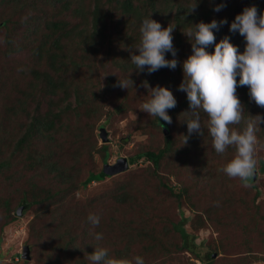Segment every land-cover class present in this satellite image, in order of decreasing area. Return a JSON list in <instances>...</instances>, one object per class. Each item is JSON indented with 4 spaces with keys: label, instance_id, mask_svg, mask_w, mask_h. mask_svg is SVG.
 I'll use <instances>...</instances> for the list:
<instances>
[{
    "label": "trees",
    "instance_id": "trees-1",
    "mask_svg": "<svg viewBox=\"0 0 264 264\" xmlns=\"http://www.w3.org/2000/svg\"><path fill=\"white\" fill-rule=\"evenodd\" d=\"M195 3V11L188 12ZM217 5H223L219 12L214 10ZM252 5L257 7L258 15L264 13V0H0V186L3 184L10 189H6L7 195L0 193V209L6 219L1 231L6 223L17 218L13 199L17 201L16 206L26 205L25 211L40 204L44 207L54 204L59 206L55 208L59 212L68 202L65 212L68 216L64 214L61 220L62 223L68 220V240L64 245L68 247V258L64 256V261L55 256L59 260L54 258L53 263L89 264L86 254L89 257L99 248L107 249L110 259L126 260L131 256L133 245L141 242L145 253L155 252V258L159 253L170 260L172 254L186 252L203 264H213L212 254L204 255L200 251L195 234L190 233L183 222L172 223L171 231L179 233L181 242H170V245L163 240L168 234L160 232L153 224L149 226L146 220L136 228L132 220H118L116 216L106 220L100 216L97 230L90 233L92 224L88 215L74 211L69 202L81 188L112 176L103 172L111 156L109 142L99 147L91 144L83 151L80 143L85 140L86 132H92L103 118L110 123L113 115L125 114L131 106L132 85L128 92L117 87L119 77L112 72L107 73L105 80H100L104 70L112 63L120 75L133 81V87L138 82L142 89L158 85L169 88L177 100L176 107L168 110L172 123L151 117L144 126L162 129L164 133L165 126L168 130L172 127L179 132V139L184 140L185 120L190 118L186 112L190 107L187 94L178 88L184 78L182 62L192 53V46L183 31L201 21L210 23L215 19L219 23L226 19L227 23L218 30L213 29L216 42L228 36L243 52L245 38L238 31L230 32L229 26L237 14ZM168 10L172 12L167 14ZM146 18L158 21L162 27L169 23L176 25L173 44L178 64L174 70L165 67L152 74H148L147 69L137 72L131 62V55L138 54L135 48L141 41L140 28ZM214 47V44L209 45L206 51L213 52ZM165 56L173 58L170 52ZM237 95L244 106V120L232 126L243 129L250 115L264 116V108L250 99L247 86H238ZM201 121L204 135L193 133L187 142L204 153L206 142L212 138L207 131L208 117L203 112ZM261 126L264 131V123ZM65 133L71 136L68 140L64 138ZM164 138L162 146L138 151L129 157V162L130 165L141 161L151 163L152 175L157 176L173 196L181 199L187 188L176 191L158 171L164 157L177 146V138L170 131ZM81 151L89 156L98 151L103 168L100 171L89 169L87 175L83 174ZM70 159L75 163L70 165ZM208 165L207 161L203 162L202 166L209 169L204 178L211 181L216 178V172ZM19 173L29 179L28 184L17 176ZM40 176L41 182L37 180ZM127 187L126 183L116 187V202H131L133 196L128 194ZM94 207L93 200L86 204V209ZM198 218L207 221L203 214ZM32 224L35 225V219ZM117 224L122 233L117 234L116 242L125 240L122 248L109 245ZM97 233L103 235L102 240L94 238ZM113 251L116 252L114 258Z\"/></svg>",
    "mask_w": 264,
    "mask_h": 264
},
{
    "label": "rangeland",
    "instance_id": "rangeland-1",
    "mask_svg": "<svg viewBox=\"0 0 264 264\" xmlns=\"http://www.w3.org/2000/svg\"><path fill=\"white\" fill-rule=\"evenodd\" d=\"M168 11L167 14L172 12V10ZM113 67L111 63L110 67L104 70L103 75L99 77L100 80H105L109 72L117 74L119 79H125V75H120ZM140 87L138 82L135 87H131L129 93L131 106L127 113L113 115L108 124L103 118L92 132H86L85 140L80 143L83 151L88 150L91 144L98 147L103 144L100 136L101 126H105L110 137L109 163H115L122 156L129 158L138 151L151 146H162L165 143V133L162 129L144 126L151 116L141 111L139 106L151 98V89ZM129 88L124 90L128 92ZM230 127L243 130L239 126ZM169 131L177 138V146L164 157L158 171L176 191L187 188V192L182 195L181 199L173 196L170 190L160 183L157 176L152 175L151 163L141 161L130 165L126 171L109 176L102 181H94L87 188H81L76 198L70 200L69 205L79 214L86 213L88 216L95 214L106 220L111 216H116L118 220L122 218L132 220V225L136 228L146 220L149 226L153 224L160 232L168 234L167 237L165 235L163 237L168 245L170 242H181L179 233L171 229L173 222H183L186 229L195 234V243L200 251L204 255L212 254L213 264L264 263V170L262 163L264 160V131L262 126L256 133L259 141L256 156L259 163L256 175L247 187L239 178H230L221 171L236 154L234 146H229L225 153L218 154L214 150L212 140L209 139L203 149L204 153H200L199 148L191 143L184 144V140L179 139V132L174 128L171 127ZM68 137L71 136L65 133L64 138L68 140ZM94 152L93 156H89L81 151L80 161L85 175L89 169L100 171L103 168L100 153ZM205 161L216 172V178L214 177L215 179L211 181L204 178V175L209 172L208 168L202 166ZM68 163L74 164L75 160L70 159ZM17 176L22 177L24 184L29 183V179H26L23 174L19 173ZM40 179L42 180L41 176L37 177L39 182H41ZM122 183L128 184L127 192L133 196L129 203H119L114 199L115 193L118 192L116 187ZM2 185L0 193L7 195L8 190L6 189L9 188ZM91 200L95 207L86 209V204ZM16 203L17 201L13 199L12 207L15 208L13 211L17 218L6 223L3 231L0 229V264H57L52 262L55 256L65 261L64 256L67 255L68 258V247L64 246L68 240V232L66 234L68 220L64 223L61 220L64 219V214L68 210V202L61 207L59 212L55 210L59 207L57 205L44 207L40 204L30 210H24L22 214L17 213L18 207L22 204L16 206ZM202 214L207 218L206 222L198 218ZM187 217L189 220L186 221ZM33 219H35V225L32 224ZM5 221L4 211L0 209V227ZM58 223L62 224L59 226ZM54 228L59 230H54ZM95 230H97L96 226L92 225L90 233ZM111 232L112 230L109 231ZM112 233L113 239L109 245L122 248L125 240L116 242L119 238L117 234L122 233L118 224ZM190 238L193 239L192 236ZM25 245L30 246V259L22 256ZM142 247L141 242L134 244L130 250L131 256L126 260L135 264V257L139 256L143 258L144 264H203L202 260L191 257V254L186 252L171 256L169 254L170 260L159 253L155 258V252L145 253ZM115 254L116 252L113 251L112 258ZM87 257L86 254V259L89 264H92Z\"/></svg>",
    "mask_w": 264,
    "mask_h": 264
},
{
    "label": "clouds",
    "instance_id": "clouds-1",
    "mask_svg": "<svg viewBox=\"0 0 264 264\" xmlns=\"http://www.w3.org/2000/svg\"><path fill=\"white\" fill-rule=\"evenodd\" d=\"M196 6L197 3L192 4L188 12L195 11ZM222 7L223 5H217L214 10L219 12ZM225 23L226 19L219 23L215 19L210 23L201 21L183 31L192 46V53L182 62L184 78L178 88L187 94L190 107V111L186 112L190 118L185 120L187 135H184V144L193 133L204 135L201 121L203 112L208 117L207 131L216 153H225L229 146L236 149L234 157L221 171L230 178H239L247 187L256 175L259 163L256 156L259 144L256 133L264 123V116L250 115L242 131L230 126L239 125L244 120V106L237 95L238 86H247L250 99L258 107L264 108V13L258 15L255 5L245 7L230 24V32L238 31L245 38L243 52L230 42L228 36L216 42L213 29L218 30ZM175 28V24L169 23L167 27H162L154 19L143 20L140 28L141 41L135 48L138 54L133 53L130 58L137 72L147 69L148 74H152L161 68L174 70L177 67V50L173 44ZM213 44L214 51H206ZM168 52L172 54V59H166L165 54ZM129 85L133 86L130 78L118 79L116 84L123 89H128ZM144 86L147 87V83ZM176 105L173 92L158 85L151 88V98L143 102L139 109L171 124L172 118L168 110ZM88 221L93 226H98L100 217L90 214ZM94 238L99 241L103 239V235L97 233ZM88 259L92 264H133L129 260L108 258V250L105 248L95 249ZM135 264H144L143 258L135 257Z\"/></svg>",
    "mask_w": 264,
    "mask_h": 264
},
{
    "label": "water",
    "instance_id": "water-1",
    "mask_svg": "<svg viewBox=\"0 0 264 264\" xmlns=\"http://www.w3.org/2000/svg\"><path fill=\"white\" fill-rule=\"evenodd\" d=\"M165 133H168V127L165 126ZM100 136L103 140V143H107L110 141V137L108 134V130L105 128V126H101L100 127ZM130 167V162H129V158L126 156H122L120 157L115 163H109L106 166H104L103 168V172L107 175H116L118 173H121L123 171L128 170ZM263 170H264V162H263ZM25 206L26 205H21L18 207L17 213L18 214H22L25 210ZM215 255V254H214ZM22 256L25 259H30V246L29 245H25L24 246V251Z\"/></svg>",
    "mask_w": 264,
    "mask_h": 264
},
{
    "label": "built area",
    "instance_id": "built-area-1",
    "mask_svg": "<svg viewBox=\"0 0 264 264\" xmlns=\"http://www.w3.org/2000/svg\"><path fill=\"white\" fill-rule=\"evenodd\" d=\"M260 264H264V263H261V262H259Z\"/></svg>",
    "mask_w": 264,
    "mask_h": 264
}]
</instances>
